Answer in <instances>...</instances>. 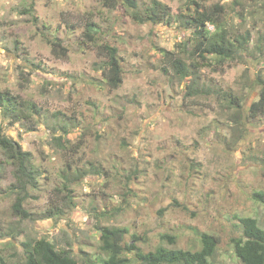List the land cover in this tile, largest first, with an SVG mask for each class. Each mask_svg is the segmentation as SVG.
<instances>
[{
  "label": "rangeland",
  "instance_id": "rangeland-1",
  "mask_svg": "<svg viewBox=\"0 0 264 264\" xmlns=\"http://www.w3.org/2000/svg\"><path fill=\"white\" fill-rule=\"evenodd\" d=\"M160 1L174 16L194 7L192 0ZM196 1L222 4L227 37L249 34L243 56L206 54L200 83L249 105L257 98L253 81L264 76V0ZM190 38L180 21L139 23L103 0H0V88L35 104L13 123L0 112V132L28 151L40 172L23 202L29 217L14 216V166L0 148V254L7 262L23 264L22 242L45 237L81 264H102L96 227L108 225L126 227L124 242L143 252L199 249L200 233L208 232L219 238L213 262L240 263L231 243L242 233L238 217L264 228V196L254 195L264 192V116L235 128V108L185 94L189 78L173 73L164 51L189 63ZM52 40L68 51H52ZM103 43L120 57L115 89L103 81ZM68 161L84 175L70 182L64 212L47 215L66 193L58 188Z\"/></svg>",
  "mask_w": 264,
  "mask_h": 264
},
{
  "label": "trees",
  "instance_id": "trees-1",
  "mask_svg": "<svg viewBox=\"0 0 264 264\" xmlns=\"http://www.w3.org/2000/svg\"><path fill=\"white\" fill-rule=\"evenodd\" d=\"M109 7L123 6L124 10L131 16L134 21L139 23H171L180 21V25L190 32L191 40L187 39L185 44L192 43L189 63L176 54L174 51H164L165 61L173 73L181 80L186 77L189 81L185 90L188 97L201 95L204 97L214 96L225 110L235 108L237 111L231 115L230 120L234 123H241L244 127L247 120H253L259 116H264V76H258L253 81L254 89L257 91V98L249 105L241 104L239 97L231 94L229 90L214 89L200 83L198 69L204 65L206 54L218 56L221 61L233 59L245 50L249 42V34H242L237 37H227L225 28L222 26L221 15L224 7L220 2L212 5H205L196 0H192L194 7L189 8V13H180L174 16L170 12L168 5L160 0H150L149 2H140L139 0H103ZM209 25L213 26L210 30ZM90 26H87L86 33L89 35ZM89 38H93L90 34ZM52 51L58 48L61 54L68 50L63 47L59 40L51 41ZM102 53L105 55V67L102 68L103 81L112 89L118 88L122 83V67L117 48L108 43L101 46ZM195 56V57H194ZM243 56V54H242ZM165 73L168 72L166 67L163 68ZM241 105L247 110L243 112ZM35 108V104L28 103L19 94H12L7 88H0V112L3 115H10L11 123L16 122L28 115L25 113L27 107ZM241 112H243L241 114ZM247 123H250V122ZM61 130L68 131L67 126H61ZM60 143L59 137L55 138ZM0 148L5 153L6 161L14 166V182L11 189L15 192V200L12 204L14 216L28 218L29 212L23 207L24 199L27 195L28 188L37 186L39 170L31 162V155L28 151L22 150L17 142L0 132ZM78 146L76 145V152ZM97 172H100L98 169ZM62 177L65 179L64 186L58 188L59 191L66 190L60 202L54 201L45 214L54 216L63 213L61 206L66 201L72 202V190L69 188L71 181H76L84 175L83 171L78 170L69 161L65 168H62ZM254 195L262 198L264 192H254ZM104 214V213H103ZM242 233L238 237H233L231 243L234 253L239 260V264H264V228L261 227L257 220L251 216L238 217ZM99 233L100 250L105 254L102 264H131V259L138 262L136 264H216L212 261L217 248L218 236L201 232L199 236V249H183L177 247L158 246L154 250L147 252L141 251L133 243H125L124 236L127 233L126 227L117 226H99L96 227ZM136 238L135 234H132ZM171 238V237H170ZM170 241H174L171 238ZM25 252V262L23 264H81L71 254L68 249L57 248L53 242L45 237L32 238L22 242ZM134 250L131 258L122 254L123 251ZM0 264H10L0 254Z\"/></svg>",
  "mask_w": 264,
  "mask_h": 264
}]
</instances>
